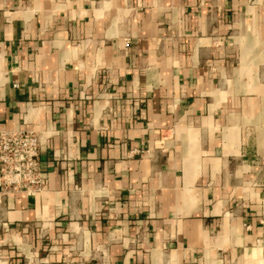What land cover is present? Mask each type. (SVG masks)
<instances>
[{
    "label": "crops",
    "instance_id": "crops-1",
    "mask_svg": "<svg viewBox=\"0 0 264 264\" xmlns=\"http://www.w3.org/2000/svg\"><path fill=\"white\" fill-rule=\"evenodd\" d=\"M0 264H264V0H0Z\"/></svg>",
    "mask_w": 264,
    "mask_h": 264
},
{
    "label": "built area",
    "instance_id": "built-area-1",
    "mask_svg": "<svg viewBox=\"0 0 264 264\" xmlns=\"http://www.w3.org/2000/svg\"><path fill=\"white\" fill-rule=\"evenodd\" d=\"M40 140L23 130L0 131V186L5 191L38 194L44 188L39 171Z\"/></svg>",
    "mask_w": 264,
    "mask_h": 264
}]
</instances>
